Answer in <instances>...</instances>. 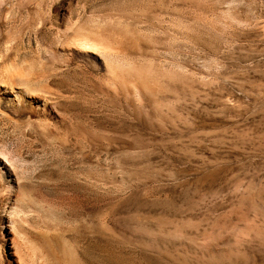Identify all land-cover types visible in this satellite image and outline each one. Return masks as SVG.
Listing matches in <instances>:
<instances>
[{
	"label": "rangeland",
	"instance_id": "1",
	"mask_svg": "<svg viewBox=\"0 0 264 264\" xmlns=\"http://www.w3.org/2000/svg\"><path fill=\"white\" fill-rule=\"evenodd\" d=\"M0 1L6 65L113 45L46 71L51 113L0 114L27 170L0 264H264V0Z\"/></svg>",
	"mask_w": 264,
	"mask_h": 264
},
{
	"label": "bare ground",
	"instance_id": "2",
	"mask_svg": "<svg viewBox=\"0 0 264 264\" xmlns=\"http://www.w3.org/2000/svg\"><path fill=\"white\" fill-rule=\"evenodd\" d=\"M0 2H1L0 3V17H1V15L4 12V8L2 6V5H4L3 4L4 2L3 1H0ZM0 25H1V22H0ZM99 27H97V29H98L97 31H100V32H97L95 34L92 33V34H94L92 36L88 35L84 31L86 34L82 35V37L80 36V38L76 39L73 42V45L63 52H59L57 50L56 51H50L48 55L45 53L47 56L44 57L43 55L38 53L39 52V50H38L37 54H35L36 53L35 52L34 56L24 60L20 64H15V63L13 64L12 63L10 65L9 64L6 65L4 63V61H5V58L7 56L6 52H7L8 47H9L8 45H10V44H9V41H5L6 44H4V42H3L4 45L0 44V114H1V116L7 117L9 119L17 118L19 120L22 117H29L31 119V117L33 115H36V116L39 115L40 116V114H45V116H46V114L51 113V108L54 105H52V103L49 101V99L44 96L45 94H48V91L45 89V86H44V83H45L46 78H47L46 71H50V70L53 71V69H55L56 64L62 63V64H65V66L69 65L71 63L78 64L76 62H79L80 58L86 60L87 58L92 56L89 54L90 53L93 54L94 53L93 51H95V53H96L97 50L103 51L107 48H113L112 43L109 41V39L103 33L104 30L103 31L99 30ZM102 28L104 29V27H102ZM100 29H101V27H100ZM90 33H91V31H90ZM67 36L68 35H66L65 37L67 38ZM78 36L79 35H76V38ZM73 38L74 37H72L71 39L69 38V39L72 40ZM1 39H2V36L0 35V40ZM71 44L72 43H70V45ZM10 48H12V47H10ZM9 52H11V51L9 50ZM89 59H87V60H89ZM101 59H102V56H101ZM87 60H86V62H87ZM103 60H105V59H103ZM72 65H74V64H72ZM105 65H104V67L107 66V65L106 66ZM95 66H97V65H95ZM52 71L50 73H52ZM111 71H112V69H111ZM20 121L21 120H19V122ZM12 155H14V154H12ZM17 155L19 156V153ZM8 157L5 156V154L3 155L0 151V209L2 212L0 224L2 227H4V225L8 224L11 226V229L13 231L17 232L20 236H22V235L26 236L25 233H23L22 229L19 226V225H21L19 222V220H21V216H22L21 212L24 211L23 204H22L23 202L21 200L24 201V197L22 196L23 198L20 200V197H18L19 195H17V194L18 193L21 194L22 187H23L22 180H23V178H25L24 173L27 170L23 166H21V168H19V165H17L16 162L15 163L12 162V160H10ZM17 163H19V162H17ZM4 175H5V177H4ZM29 177L30 176H27L26 178H29ZM4 183H6L7 186L3 190L1 186ZM25 193L27 194V192H25ZM24 203H26V202H24ZM24 207H25V205H24ZM42 237H43V235H42ZM42 242L43 243H41L39 246L41 254L45 258H51L54 260L57 259L55 254H54V250H55L54 244L51 242V240H49L45 236V237H43Z\"/></svg>",
	"mask_w": 264,
	"mask_h": 264
}]
</instances>
